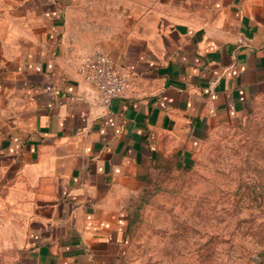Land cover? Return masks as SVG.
<instances>
[{"label":"crops","instance_id":"obj_1","mask_svg":"<svg viewBox=\"0 0 264 264\" xmlns=\"http://www.w3.org/2000/svg\"><path fill=\"white\" fill-rule=\"evenodd\" d=\"M96 48L133 79L109 106L80 71ZM259 92L264 0H0V176L25 251L121 264L150 173L184 164Z\"/></svg>","mask_w":264,"mask_h":264},{"label":"rangeland","instance_id":"obj_2","mask_svg":"<svg viewBox=\"0 0 264 264\" xmlns=\"http://www.w3.org/2000/svg\"><path fill=\"white\" fill-rule=\"evenodd\" d=\"M0 176V264H35ZM264 92L207 127L188 160L153 170L131 203L121 264H258L264 255Z\"/></svg>","mask_w":264,"mask_h":264},{"label":"built area","instance_id":"obj_3","mask_svg":"<svg viewBox=\"0 0 264 264\" xmlns=\"http://www.w3.org/2000/svg\"><path fill=\"white\" fill-rule=\"evenodd\" d=\"M80 71L95 87L99 102L105 106H109L116 98L125 96L133 85V79L120 74L116 70L114 59L99 48L83 58ZM215 83H211V90ZM211 97L216 98L217 95L212 93Z\"/></svg>","mask_w":264,"mask_h":264},{"label":"trees","instance_id":"obj_4","mask_svg":"<svg viewBox=\"0 0 264 264\" xmlns=\"http://www.w3.org/2000/svg\"><path fill=\"white\" fill-rule=\"evenodd\" d=\"M130 224V223H129ZM128 231H129V229H128ZM262 255H264V252H263V254ZM264 257V256H263ZM258 264H264V258L263 259H261V261L258 263Z\"/></svg>","mask_w":264,"mask_h":264}]
</instances>
